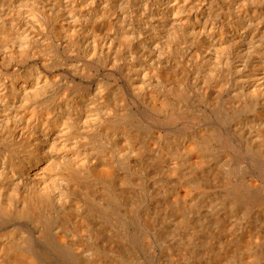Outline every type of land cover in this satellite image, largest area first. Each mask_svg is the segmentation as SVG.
<instances>
[{"label":"bare ground","instance_id":"6f19581e","mask_svg":"<svg viewBox=\"0 0 264 264\" xmlns=\"http://www.w3.org/2000/svg\"><path fill=\"white\" fill-rule=\"evenodd\" d=\"M90 67L123 84L96 76L85 88L69 83ZM189 112L217 128L167 140L138 131ZM262 137L264 0H0V264L141 263L113 246L137 232L150 252L151 226L185 228L187 239L193 226L206 228L203 215L222 205L200 177L214 171L209 152L241 138L260 154ZM147 169L152 181L137 176ZM236 223L216 220L214 233L198 234L220 246L209 263L264 264V234L237 238Z\"/></svg>","mask_w":264,"mask_h":264},{"label":"rangeland","instance_id":"374dc122","mask_svg":"<svg viewBox=\"0 0 264 264\" xmlns=\"http://www.w3.org/2000/svg\"><path fill=\"white\" fill-rule=\"evenodd\" d=\"M67 55H63V57L64 58H66V59H68V62L69 63H73V64H79L80 62L82 63L84 60L82 59V58H80V57H66ZM64 69H66V68H57V69H55L54 71H56L55 73H57L58 75L59 74H64ZM54 71H52V72H54ZM118 74H110L109 72H107V71H105L103 68H96V67H90V74L87 76V77H85V78H83L82 79V77H72V79H71V77H68V81H69V83L71 84V85H74V86H76V87H82V88H85L86 86L88 87L89 86V82L91 81V80H95V79H97V78H106L107 80H109L110 82H112L113 84H120V85H122L123 83H122V81H120L119 80V76H117ZM92 76H94V77H92ZM95 76H96V78H95ZM79 78V79H78ZM93 78V79H92ZM95 78V79H94ZM83 80V81H81V80ZM90 81H89V80ZM73 81V82H72ZM89 81V82H88ZM83 85H85V86H83ZM194 104H192L191 106H193ZM195 106V105H194ZM202 109H204L203 107L202 108H200V110L201 111H203ZM192 114V115H191ZM252 114V112H250V111H247V112H245V113H242V114H237V115H235L233 118H232V124L234 123V121H235V123H236V121L238 122V121H241L240 119H242V118H245L244 117V115H247V116H250ZM194 115V116H193ZM174 117H176V118H174ZM174 117H172V118H166V119H161V120H153V119H151V121H152V123H151V121H149L148 123H147V125H146V123H144L143 125H140V128H138V131L140 132L141 130V134L143 133V134H147L148 135V139H150V136H154V135H156L158 132H159V134H161L162 135V137L163 138H165V140H167V139H169V137H170V139H172V138H176V137H183V136H185L184 134H188L189 135V133L191 132L192 134L194 133V132H196V131H198V133L199 134H201V132L203 133V132H206L207 130H209V131H212V130H214L215 128H217V125H215V124H213L212 123V118H207V114H204V113H197V114H193L192 112L190 113L189 112V114H187V113H183V114H178V115H176V116H174ZM177 120V122H176V120ZM189 119V120H188ZM207 119V120H206ZM212 119V120H211ZM184 120V121H183ZM198 120V121H197ZM171 121V122H170ZM189 121V122H188ZM158 122V123H157ZM182 122V123H181ZM208 122V123H207ZM154 123V124H153ZM211 123V124H210ZM234 123V124H235ZM166 124V125H165ZM182 124V125H181ZM190 124V125H189ZM198 124V125H197ZM155 125V126H154ZM192 125V126H191ZM201 125V126H200ZM164 126H167L168 127V129L166 128V127H164ZM198 126H200V127H198ZM206 126V127H205ZM216 126V127H215ZM180 127H182L181 129H180ZM196 127V128H195ZM199 128V130L201 131H199L198 130V128ZM204 127L206 128V130L204 129ZM159 128H160V131H159ZM167 130H166V129ZM170 128V129H169ZM180 129V131H179V129ZM158 129V130H157ZM194 129V130H193ZM202 129H204V131H202ZM212 129V130H211ZM146 130H148L147 131V133H145L146 132ZM174 130V131H173ZM176 130H178L177 132H176ZM149 132V133H148ZM157 132V133H156ZM167 134H166V133ZM178 132L180 133V134H178ZM181 132H182V134H181ZM155 133V134H154ZM164 133V134H163ZM184 133V134H183ZM190 133V135H192ZM142 134V135H143ZM151 134V135H150ZM177 134H178V136H177ZM144 135V137L146 138L147 136H145ZM173 135H174V137H173ZM147 139V138H146ZM236 140V141H235ZM230 140H228L227 141V143L224 145V147L222 148V150L221 151H215V150H211L209 153H212V154H209L210 155V157H209V162L207 163V167H209V166H211V167H209L210 169H212L213 168V173H208L209 175H211V174H213V176L211 177V176H209L208 174V176L207 175H205L204 173H201L202 175H200V177H201V179L202 180H205V182L207 183V185L209 184H211L212 186V188L208 185H206V183L203 181V183H205V188H206V190H207V192H208V196H211V194H212V197H214V198H216L217 197V199L216 200H218V203L220 202V203H222V205H219L218 207H219V211H221L222 210V212H219V211H217V214L218 215H215V213H213L212 212V214H211V212L208 214V212L206 213V215L204 214L203 216H205V220L207 221V223L209 224H212L214 227L216 226L215 225V221L217 220V221H223V222H225V223H229V222H231V223H236L237 222V220H239L240 219V221L239 222H237L236 223V226L238 227V226H240V230L238 231V232H235V234L234 235H236L235 237H237V238H243V239H245L246 238V235H249V236H252V235H260V236H262L263 234H264V217H263V215H264V151H263V153H261L262 152V150L264 149V137H262V141L263 142H261V144H259L260 145V154L258 153V152H255V151H252L251 149H248L247 147H245V145H244V143H243V141L241 140V138H235V139H233V140H231L230 142H229ZM235 144V145H234ZM191 145H192V147L191 146H189V147H191V148H193V146H196V145H193V143H191ZM241 148H239V147ZM189 147H188V150H191V148L189 149ZM236 147H237V149H236ZM196 148V147H195ZM263 148V149H262ZM234 149V150H233ZM243 149V150H242ZM230 150V151H229ZM242 150V151H241ZM238 151V152H237ZM245 151V152H244ZM227 152H230V153H227ZM219 153V154H218ZM236 153V154H235ZM242 155H241V154ZM214 154V158H213V155ZM227 154V155H226ZM230 154V155H229ZM263 154V155H262ZM223 156V157H222ZM224 156H227V159H226V157L224 158ZM230 156V157H229ZM232 156V157H231ZM237 157V158H236ZM221 158V159H220ZM224 159H225V161H224ZM229 159V160H228ZM233 159H235L234 161H233ZM218 163L219 161H223L224 163L223 164H220V162L218 163V167H217V163L215 162V161ZM227 160V161H226ZM237 160V161H236ZM212 162V163H211ZM215 162V163H214ZM208 164H210V165H208ZM237 164H239V166L237 165ZM216 166L215 167V169H214V166ZM224 166L223 167V170H222V166ZM233 167V168H232ZM237 167V168H236ZM218 168H219V171H221V172H223V173H218L219 171H217L218 170ZM235 168V169H234ZM221 169V170H220ZM215 170H216V172H215ZM227 170V171H226ZM235 170V171H234ZM149 171H151V169H147V170H144L142 173L140 172V174L138 173L137 174V176H139V178L142 176V178H144V180L146 179V178H148V179H146L147 181L149 180H153L154 178H156V176H151V175H156V174H153L154 173V171L152 170L151 172H153V173H151V172H149ZM238 171V172H237ZM215 172V173H214ZM226 172V173H225ZM227 172H229V174L227 173ZM146 173V174H145ZM147 173H149V174H147ZM218 173V174H217ZM234 173H236V174H234ZM240 173V174H239ZM226 174V176H224ZM205 175V176H204ZM235 176L236 175V177H232L231 178V176ZM207 176V177H206ZM224 176V178H222V177ZM229 176V177H228ZM213 177L215 178V180H216V178H217V180L215 181L214 179H213ZM222 179H221V178ZM244 179L243 181H242V179ZM142 178H140V179H142ZM152 178V179H151ZM220 178V179H219ZM236 178V180H234ZM227 179V180H226ZM233 179V180H232ZM237 179L239 180V181H237ZM240 179H241V181H240ZM180 181H181V179H179ZM178 179L176 180H174L175 181V183H177V182H180ZM218 180H219V182H218ZM223 180V182H221ZM225 180V181H224ZM249 180V182H247ZM229 181H230V183H229ZM246 181V182H245ZM184 181H182L181 182V184H179V183H177V187H179V185H183L182 183H183ZM221 182V183H220ZM237 182V183H236ZM147 183V182H146ZM240 183H245V185H246V183H247V186H242ZM249 183V184H248ZM255 184H257V186L255 185ZM237 185V186H236ZM255 187H254V186ZM180 186V187H181ZM208 187V189H207V187ZM217 186V187H216ZM242 186V187H241ZM253 186V187H252ZM211 188V189H210ZM227 188V189H226ZM232 188H234V189H232ZM242 188H244V189H242ZM245 188L247 189V190H249L248 192H247V190H245ZM250 188H251V190H250ZM254 190H253V189ZM233 190H235V191H233ZM216 191H217V193L218 194H216ZM229 191V192H228ZM231 191V192H230ZM232 191H233V193H232ZM236 192V193H235ZM243 192H245V193H243ZM215 193V194H214ZM210 194V195H209ZM218 195V196H217ZM222 196H225V198L223 199V197ZM218 197H220L219 199H218ZM230 199H231V204H229L230 203ZM226 200H227V202H228V200H229V202H228V204L227 205H224L223 203H225L226 202ZM232 201H233V203H232ZM237 202H238V204H237ZM219 203V204H220ZM232 204H234L233 206H232ZM229 205V208H226L227 206ZM161 206V205H160ZM236 206H238V208L236 207ZM240 206V207H239ZM245 206V207H244ZM249 206V208L247 209V207ZM159 207V206H158ZM162 207H165V206H161V207H159V209L160 210H163L162 209ZM230 207H231V209H230ZM165 209V208H164ZM229 211H228V210ZM217 210H218V208H217ZM225 210L228 212V214H229V212H230V216L227 214V212H225ZM233 210H235V211H233V213H232V211ZM241 210V212H239ZM247 211H248V213H247ZM247 214H246V213ZM260 213V215H259V213ZM222 213L224 214V213H226L227 214V216H225V214H224V216L222 215ZM232 213V214H231ZM238 213H240V214H238ZM215 216H214V215ZM233 214H235L236 215V218H234L235 217V215L233 216ZM253 214H254V216H253ZM257 214V215H256ZM263 214V215H262ZM212 215V217H210V216ZM221 215V216H220ZM237 215H239V216H237ZM244 215V217H242ZM209 218H208V217ZM220 216V217H219ZM232 216H233V219H231L232 218ZM260 216V217H259ZM207 217V218H206ZM221 217H224L223 218V220L221 219ZM226 217V218H225ZM238 217H239V219H238ZM257 219H256V218ZM214 218V219H213ZM227 218H228V220H227ZM212 219V220H211ZM259 219V220H258ZM226 220H227V222H226ZM253 222H252V221ZM257 220L260 222H258L257 223ZM246 221V222H245ZM240 222H241V225H240ZM245 223V224H243V223ZM254 224H252V223ZM250 223L252 224V225H250ZM257 223V224H256ZM262 223V224H261ZM207 224V227L206 228H203V227H201V226H199V227H201V228H198L197 226H193L191 229H190V231L192 230L193 231V233H191V235H190V238L188 237V239H189V241H187L188 239H187V237H186V235H187V233H188V231H187V233H186V230H184L185 228H182V229H179V228H172V227H170V228H172V229H170V228H168V229H164L163 230V226H161L162 228L160 229V228H158V227H156V228H154L153 226H151V227H149L148 229H146L147 230V241L146 242H148V243H150V245H151V242L152 241H157V236H159V238L161 239V237H163L162 239H161V241H160V239L158 240V242L157 243H155V241L154 242H152L153 243V247H157V248H153L152 247V245H151V247H152V249L150 248V250H152V251H150V252H148V250L147 251H144V249H143V247L140 245L142 242H141V240H139V236H138V234H137V232H135V234H132V236H131V241L129 242V241H124V242H122L121 241V243H119V241H117L118 242V244H120V245H122V247L120 248V246L118 245H116V246H113L114 248H115V250H114V252H116L115 254H118L119 256H120V258H122V256L123 255H125V257H123L124 259H125V261H127L128 260V256H130L131 254H134V253H137L136 255L137 256H139L140 257V255H142L141 256V263L140 262H135V261H133L134 262V264H210L209 263V260L210 259H213V260H215L216 258H217V256H218V254L220 253V251H219V249H220V246L219 245H217L216 243H215V241H213L212 242V244H210V246L211 247H209V245H208V243H203V242H199V241H202V240H204L203 238H201V236H203L207 231H208V229H209V225ZM238 224V225H237ZM248 226H247V225ZM260 225V227H259V225ZM211 225V227L212 228H214L213 226ZM250 225V226H249ZM209 226V227H208ZM244 226V227H243ZM258 226V227H257ZM152 227H153V229L155 230H153L152 229ZM198 228L197 230H195V228ZM211 227H210V229H209V231H212V230H214V229H212L211 230ZM249 228V229H248ZM255 228V229H254ZM158 229H160V230H158ZM199 229H200V231H199ZM259 229V230H258ZM161 230H162V232H161ZM165 230H166V232H165ZM244 230V232H242ZM262 230V231H261ZM150 231V232H149ZM179 231V232H178ZM191 231V232H192ZM198 231V232H197ZM241 231V232H240ZM245 231H248V232H245ZM250 231H252V234L250 233ZM160 232V233H159ZM173 232H175V234L173 235L172 233ZM184 232V233H183ZM200 232V233H199ZM202 232V233H201ZM213 233L215 232V231H212ZM177 233V234H176ZM185 235H183V234ZM194 233H196V236L195 237H192V235L194 234ZM239 233V234H238ZM241 233H243L242 235H244V233H245V235L244 236H240L241 235ZM263 233V234H262ZM150 234V235H149ZM153 234V235H152ZM168 234V235H167ZM170 234L171 235H173V237L171 236L170 237ZM178 234H181V235H183V236H181V235H179V236H181V237H179L178 236ZM198 234H201V236L200 235H198ZM133 235H134V237H133ZM175 235H177L176 236V238H177V240L175 239ZM188 235H189V233H188ZM195 235V234H194ZM193 235V236H194ZM135 236H137L136 237V240H135ZM154 236V237H153ZM166 236L168 237V239L166 238ZM264 236V235H263ZM150 238V240H149V238ZM153 237V238H152ZM156 237V238H155ZM164 237H165V239L166 240H164ZM169 237H170V239H169ZM186 237V238H185ZM197 237H199L198 238V240H197ZM248 237V236H247ZM155 238V239H154ZM171 238H174V239H172V241H171ZM181 238H185V239H181ZM154 239V240H153ZM180 239L182 240L181 242H180ZM187 239V240H186ZM191 239V240H190ZM193 239H195L194 241H193ZM137 240H138V242H137ZM144 240H146V239H144ZM152 240V241H151ZM170 240V241H169ZM136 242V244H135V242ZM140 241V242H139ZM151 241V242H150ZM166 241V245L163 243V242H165ZM179 242V243H176V242ZM191 241V242H190ZM193 241V242H192ZM163 243V245L161 244V243ZM167 242H169L168 244H167ZM187 242V243H186ZM189 242V243H188ZM123 243V244H122ZM134 244V245H131V246H129L128 245V247L129 248H131V250H133V248H134V246H135V248H134V250L132 251L133 253H130L131 252V250L128 248V247H126L127 245H125V244ZM175 243V245H173ZM181 243V245H182V247L184 248H182V247H179V246H181V245H179ZM193 243V244H192ZM197 243H199V245L197 244ZM215 243V244H214ZM155 244V245H154ZM170 244H171V246H170ZM178 244V245H177ZM191 244V245H190ZM207 244V245H206ZM214 244V245H213ZM157 245V246H156ZM167 245H169L168 247H170L169 249L170 250H168V252H167V250H164V251H162V249L161 248H163L164 249V247L165 246H167ZM172 245H173V248H172ZM196 245V246H195ZM205 245V246H204ZM161 246H163V247H161ZM207 246V247H206ZM213 246V247H212ZM215 246V247H214ZM208 247H209V249H210V251L211 252H208L209 251V249H208ZM217 247V248H216ZM219 247V248H218ZM117 248H118V250H117ZM126 248H127V250L129 251L130 250V252L128 253V252H126L127 250H126ZM165 248H167V247H165ZM175 248V249H174ZM188 248V249H187ZM120 249V250H119ZM154 249V250H153ZM161 251H160V250ZM190 249V250H189ZM198 249V250H197ZM200 249V250H199ZM204 249H206V250H204ZM118 251H120V252H118ZM134 251H136V252H134ZM141 251H143L144 252V254L145 253H150V254H145V257H143V255L144 254H142L143 252H141ZM157 251H160V252H157ZM166 251V253L164 254L163 252H165ZM194 251V252H193ZM198 251V252H197ZM206 251V252H205ZM218 251V252H217ZM124 253L122 256H121V253ZM155 252V253H154ZM164 254H162V253ZM208 252V253H207ZM152 253H154V255L152 254ZM157 253V254H156ZM167 253H168V255H167ZM218 253V254H217ZM206 254V255H205ZM153 255V256H152ZM197 255V256H196ZM214 255H216V256H214ZM147 256V257H146ZM209 256V257H208ZM149 257V258H148ZM153 257V258H152ZM156 257V258H155ZM167 257V258H166ZM170 257V258H169ZM208 257V258H207ZM143 258H145V259H143ZM150 258H152V259H150ZM142 259H143V262H142ZM155 259H157V260H155ZM161 259V260H160ZM170 259H172L171 261H170ZM179 259V260H178ZM184 259V260H183ZM209 259V260H208ZM147 260V261H146ZM165 260H166V262H165ZM174 261V262H173ZM179 261V262H178ZM195 261V262H194ZM131 262V260H129V263ZM133 262H131V263H133ZM171 262V263H170ZM182 262V263H181ZM130 263V264H131Z\"/></svg>","mask_w":264,"mask_h":264}]
</instances>
